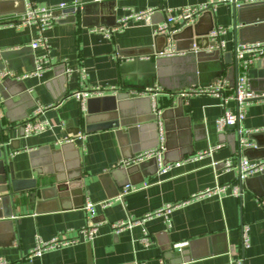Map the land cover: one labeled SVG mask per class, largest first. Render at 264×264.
I'll use <instances>...</instances> for the list:
<instances>
[{
    "label": "crops",
    "instance_id": "crops-1",
    "mask_svg": "<svg viewBox=\"0 0 264 264\" xmlns=\"http://www.w3.org/2000/svg\"><path fill=\"white\" fill-rule=\"evenodd\" d=\"M34 1L68 6L61 12L58 9L57 13L64 16L44 31L47 47H34L39 26L20 19L23 12L19 1L0 0V52L10 51L7 59H0V68L29 73L34 71L38 56L49 60L41 76L4 79L7 88L5 96L1 93L0 126H14L7 161L12 164L17 191L11 198L3 196L7 192H0V259L10 264H264V206L260 202L264 200V172L242 184L238 168L226 170L223 164L231 157L257 160L264 156V98L252 100L245 109L239 124V152L232 136V132L238 133V125L224 132L217 129L216 119L223 112L219 95L182 98L175 93L180 89L169 92L162 88L157 104L165 112L164 158L172 168L160 174L156 161L147 159L134 164L140 168L127 174L122 168L128 166L120 165L123 159L156 141L150 96L124 98L122 106L131 118L128 124L113 109L111 98L86 101V108H82L74 95L95 86L105 87L104 95L115 94L112 87L118 94H128L134 87L124 85L123 80L135 82L138 74L130 62L138 58L155 61L159 56L152 52L166 45L164 36H155L156 26L175 8L209 0H101V5L90 7L85 14L65 12L83 4L77 0ZM233 7L232 3L220 4L192 23L198 24L194 51L215 50L208 49L213 42L208 35L212 24L226 28L222 35L225 48H216L225 60L224 72L217 79L226 78L230 92L235 91L237 82L235 49L242 41L264 38V24L245 27L237 14L233 16ZM150 9L149 21L129 19L119 28L122 17ZM116 28L119 30L106 34ZM189 44L186 34L180 39V50L187 54ZM123 64H128L125 74L121 72ZM237 69L239 74L238 63ZM247 74L253 92L264 93V57L255 61ZM227 104L237 109L233 99ZM39 106L47 107L38 118L46 120L49 128L23 135L21 122L32 118ZM79 134L84 137L78 138ZM66 138H72L75 145H68L61 153ZM56 155L64 167L67 164L80 172V188L70 191L69 197L51 194L30 202L27 193L33 180L37 186L54 183ZM127 181L135 182V189L120 197ZM216 184L225 186L224 195L188 201L167 217L154 216L121 232L110 226L130 218L141 219ZM89 200L96 204L92 222L99 224L93 239L27 258L38 237L49 240L61 232L75 236L88 223L83 207ZM104 203L108 204L103 207ZM145 233L149 239L146 245L141 241ZM180 241L188 245L176 247Z\"/></svg>",
    "mask_w": 264,
    "mask_h": 264
},
{
    "label": "built area",
    "instance_id": "built-area-1",
    "mask_svg": "<svg viewBox=\"0 0 264 264\" xmlns=\"http://www.w3.org/2000/svg\"><path fill=\"white\" fill-rule=\"evenodd\" d=\"M101 1V0H98ZM264 0H209L205 4L201 5H188L183 7H178L173 9L168 16L166 17V21L158 24L156 26L155 31L157 33H166L167 35H172V33L180 31L183 27L188 26L189 24L194 23L202 13L206 12V10H211V8H215L216 6L223 4V3H232L237 7L244 4L250 3H258ZM25 11L22 13L20 19L27 23V24H37L39 26V37L33 42L34 47L45 46L47 47V39L44 37V31L49 29L53 24L62 18L64 15L58 14L57 12L60 9V12L64 10L68 5L61 4L58 7L48 6L45 4H40L35 2L34 0H24ZM152 10L147 11H136L132 12L120 19V27H124L126 22L129 19H141L145 18L149 21V16L151 15ZM119 28L113 29L108 31L106 34L110 35L111 33L119 30ZM226 32V28L224 27H215L213 28L208 35L213 40L214 44L209 46V50L212 49H220L224 50L226 42L222 39V35ZM196 48V47H195ZM195 50V49H194ZM184 50H177L174 44V41L171 40L167 47L164 50L155 53L156 56L162 57H172V55H181L186 54ZM237 52V62L238 68L241 69L239 72L236 82V89L234 92L228 91V81L225 78H219L213 83L209 84L207 87L201 86H190L184 89H180L175 93L182 98H190L192 95L198 94H208L212 93L215 95H219L221 97V106L223 107V112L221 116L216 119L217 129L220 132H224L232 126H237L242 122L245 116V109L252 100L264 98V93L256 94L249 86V79H248V68L257 60L264 57V40L259 42H251V43H242L236 48ZM49 60L46 59L45 56H38L36 58V65L33 72H15L13 70L4 68L0 70V82L5 78H13V79H24L30 76H41L42 72L45 69L46 64H48ZM105 87L95 86L90 89H86L84 91L75 92L74 95L80 100L81 107L86 108V101L91 96H102L104 95ZM114 93H117V89L112 87ZM164 90L160 86H155V89H142V88H130L127 93L130 96L138 97V96H150L153 100V106L155 114L158 116L161 115L162 110L160 106L157 104V96L159 93L163 92ZM234 100L237 104V109L233 110L231 107L228 106L227 102L229 100ZM3 97L0 93V104L3 102ZM47 107L39 106L36 108V111L32 118L27 119L24 121L25 126V135H34L35 133H40L49 128L48 122L45 120H40L38 115L43 113ZM158 144L155 148L140 151V153L136 154L132 158H124L123 161L120 163L121 166H129L134 164H139L141 161L147 159H156L158 164V173L165 174L171 168V164H167L164 158V153L166 150V134H165V127L164 123L160 119L158 121ZM84 137L83 134H79L78 138L82 139ZM73 140L72 138H66L63 140L64 142H70ZM62 141V142H63ZM202 155V153L200 154ZM179 165L180 163H175ZM225 169L231 168H238L240 173V180L245 181L246 178L256 175L262 174L264 171V156L257 160H252L248 157H231L227 158L223 161ZM135 189V185L126 184L120 197H122L126 192L129 190ZM235 194L238 195L239 191L238 188L235 187L234 189ZM225 186L216 184L211 186L210 188H206L204 190L198 191L193 193L187 199L177 202L176 204H167L166 206L159 209L155 213H148L141 219H128L124 221H118L115 223H111V228L116 232H121L125 228L142 224L146 219L152 218L154 216L164 215L168 216L173 210H175L176 206L186 203L188 201H193L194 199H201L205 197H210L211 195H218L222 196L225 193ZM262 206H264V200H260ZM108 203L101 204L105 207ZM84 210L88 214V223L81 227L77 234L72 237L66 236L63 232L55 235L52 239L49 240H42L38 237L36 245L28 254L27 258H31L33 256L41 255L44 251L47 250H55V248H59L61 246L71 245L77 241H90L93 239L98 233V223L92 222L93 216L96 214L95 208L96 204L92 201H87L84 205ZM141 241L146 245L149 243V239L147 233L142 237ZM188 245L186 241H180L175 246L178 248H182ZM0 264H10V262L6 259H0Z\"/></svg>",
    "mask_w": 264,
    "mask_h": 264
},
{
    "label": "water",
    "instance_id": "water-1",
    "mask_svg": "<svg viewBox=\"0 0 264 264\" xmlns=\"http://www.w3.org/2000/svg\"><path fill=\"white\" fill-rule=\"evenodd\" d=\"M11 1V0H10ZM14 1V0H12ZM21 3L22 8L21 12L25 11V5L24 0H17ZM80 4L77 7H70L65 10L67 11H74L76 13H82L85 14L89 11V8L92 6H98L101 5V2L98 0H77ZM233 10V16L237 14L240 21H243L245 24V27L247 26H254V24H264V1L258 2V3H250V4H244L240 5V7H237L234 5ZM210 13V10H206L203 14ZM237 19V17H236ZM236 21V20H235ZM197 25L189 24L188 26L183 27L180 31L172 33V35H167L166 33H158L155 36L162 37L164 36L166 38V45L162 48H156L155 51L152 53L155 54V52H160L164 50L165 47H167L169 43V38H171L175 42V47L177 50H180V39L183 36H190V44L189 47L186 48V50H189L186 55L184 56H172V57H158L155 61H151L148 59H140L130 62L131 66H135L138 74L137 79L135 82H128L125 78L123 80L124 85H127L129 87H134L136 89L142 88V89H155V86H160L161 88L173 92L176 89H182L184 87H190L192 85L194 86H201V87H207L209 83L214 79L215 81L219 76H221L224 72L225 67V60L224 57L220 54V52L215 49L212 52H204L196 50L194 51V34L197 33L195 30L197 28ZM237 25V24H235ZM214 28V24H212V27L210 30ZM210 32V31H209ZM264 40V38H258L253 39L249 42H259ZM246 41H242L241 43H245ZM214 44V42H212ZM10 54V51H1L0 52V59L1 58H8ZM234 69H236V78L238 77V69H237V52L235 49V61H234ZM211 65V66H210ZM128 64H123L121 66V72L124 74L126 73V67ZM5 67H1L0 69H3ZM7 88V82L5 80H2L0 82V93H2L5 96L4 90ZM129 95L126 94H118L115 93L113 95H102V96H91L87 99V104L91 102V100H99L104 98H111L114 100L113 109L117 110V112L120 113L121 120L123 122H127L130 124L129 119V113L128 111L122 106L123 102L125 101V97H128ZM151 98V97H150ZM150 103V102H149ZM152 105V99L150 106ZM165 118V112H162L160 116L155 114L153 112L152 106L150 110V119L153 120L152 124L155 128L156 137H155V143L147 146H142L138 148L131 156H128V158H132L136 155V153H140V151L148 150L155 148L158 144V121L161 119L164 121ZM23 135H25V126L24 122L20 124ZM237 127V126H236ZM235 126H232V128H236ZM240 126L237 127V132H232L234 136V141L236 142V145L238 147V151L241 152L242 148V139L240 138ZM14 129V126L11 124L7 126H0V192H7L3 196H9V198L13 197V194L17 191L16 188L13 186L15 185V182L17 179H15L14 170L12 168L11 162L7 161V149L12 146L10 142V134L11 131ZM80 132V130H79ZM66 144L62 145L61 147V153L64 151V149L70 145H75V142L73 140H70V142H65ZM259 146V145H258ZM58 153V150L56 154ZM33 154V153H32ZM55 158H57L58 163L56 161V168H55V181L51 185H45V186H37L36 181H32L33 185L29 189V192L27 193V196L30 200V202L34 203L37 202V200H41L43 198L48 197V195L56 196V197H69V194L73 190H77L81 186L82 177L80 172H76L73 167H68L67 164H65V167L61 164L59 155H56ZM156 161V159H153ZM157 163V162H156ZM140 168V165H133L128 167H123L127 174H131L133 171L138 170ZM72 169V170H71ZM158 169V165H157ZM71 170V171H70ZM264 172V171H263ZM245 181L248 183L250 181V178H246ZM241 183L243 184V182ZM131 184L136 185L135 182L127 181L124 185ZM121 185V184H120ZM13 188V189H12ZM71 191V192H70ZM181 252V251H180Z\"/></svg>",
    "mask_w": 264,
    "mask_h": 264
}]
</instances>
